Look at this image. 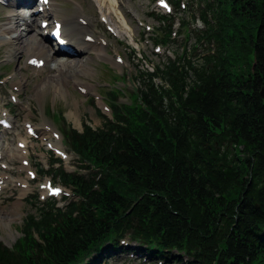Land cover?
<instances>
[{
  "label": "trees",
  "instance_id": "16d2710c",
  "mask_svg": "<svg viewBox=\"0 0 264 264\" xmlns=\"http://www.w3.org/2000/svg\"><path fill=\"white\" fill-rule=\"evenodd\" d=\"M204 1L213 20L204 8L199 39L216 53L161 67L169 87L146 83V108H116L119 123L73 130L102 176H68L83 200L38 204L20 226L26 238L14 250L0 242V264H77L126 233L196 250L202 264H264V0Z\"/></svg>",
  "mask_w": 264,
  "mask_h": 264
},
{
  "label": "rangeland",
  "instance_id": "374dc122",
  "mask_svg": "<svg viewBox=\"0 0 264 264\" xmlns=\"http://www.w3.org/2000/svg\"><path fill=\"white\" fill-rule=\"evenodd\" d=\"M74 1L75 0H59L58 4L60 5L59 7H61L60 14L64 16L71 15L73 12ZM88 1L90 3V9H91V10H88V13L90 15H95L96 11H95L94 3L100 2V1L98 0H88ZM120 1L123 2V5L119 3L120 8L112 10V12L106 9L107 14L110 15L109 18H111L114 22H118V21L123 22V18H122V15L120 14V10L126 14L128 10V11L136 13V15L138 14V16L145 23L152 24L154 26V29L155 27L161 25L157 20L154 19V17H151L148 15V13H154L152 9L153 0H120ZM185 1H188V0H185ZM199 9H200V6L198 7L197 3L190 4L185 9V11H189V12L185 13L183 11L182 14H178L176 16V19H175L176 21L185 20L187 23V26L184 28L180 26L177 29L174 25L173 31H178V34L176 37H173V40H174L173 43L170 44L169 47L166 46L167 48H170L171 50L175 51L176 55H179V54L181 55L184 52V50L187 49L189 51V56L193 60H195V62H197L196 64L201 63V58L203 57V54H206L208 47L215 48V46L210 45V44L209 46L202 44V43L196 44V34L199 32V30H197L198 29L197 24H199V21H200L199 15H198ZM192 12L194 13L193 15H195L193 20L190 17ZM10 13H11V10H7L0 6V24L6 22L5 18ZM127 17L128 19H130L132 31L135 32L134 35H138L137 37H142L141 42L139 44V48L141 49V53L146 56L147 60H149V62L153 61L154 64L168 62L166 54L156 55L153 52L152 47L149 46V44H146L145 40L151 39V37H153V32H146L144 27H141L137 24L136 19L132 15L127 14ZM95 23H96V26L94 27L95 29L98 26L103 27L101 22L97 18L95 19ZM187 32H190V37L188 39H186L185 37L187 35ZM111 44H112V47H111L112 50H115V51L121 50L125 52L128 56L132 52L131 48L127 46V42L121 41L118 43V40L116 38H113L111 41ZM194 45H196V50L194 48ZM4 55H6V50L4 47H0V60H2L5 57ZM132 55L133 56L136 55V58L132 57ZM60 57H63V56H60ZM18 58L15 59L14 61H8V65L6 67L3 66L6 64H1L0 72L6 75L9 72H13V70H18L19 63L21 62L20 61L21 59L19 60ZM131 58L133 62H136V63L140 62V59L136 53L132 52ZM69 60L71 59L69 58ZM89 60H90L89 63L92 68V72H91L92 74L90 73V75H87V74L85 75L83 72H79V73L80 75H83L82 76L83 81L86 82L87 85L94 86L93 90H97L99 89V87L103 85L102 84L103 81L111 80V79H107L108 77L104 73V68L101 64L95 61V59L92 57H90ZM142 63H143V60H142ZM56 65L57 63L55 64V62L51 63L50 67L51 66L52 67L50 69V72L48 71L46 74H44V76L36 80L27 81L28 86L26 87L25 91L22 92L21 94V98L23 101H25V99L32 97L35 93V89H40L42 84H45L47 80H50L51 82L52 77L56 75L57 73V68H55ZM137 69H138L137 67L134 68V73H136ZM68 75L69 73L67 74V76ZM19 76L21 79H23V74L19 73ZM47 76H49V78H47ZM66 83H67V88L69 91L68 98H58L57 92L52 91V90H55L56 88L49 86L50 89L47 90L46 93L40 96V99H41L40 105H37V109L34 108L36 115L31 116V117H35L37 120L41 118L38 114V110H40L43 103L53 106L59 111L67 112V114H70V111L72 110L71 103L75 102L77 105L78 120L77 122H75L72 117L70 119L66 118L67 123H69L71 126H73L74 128L80 131H82L85 122H87V124L91 125L92 127L100 126L103 120L98 117L95 107L90 103V101L86 97H83L76 91L75 87L72 85L71 77H68L66 79ZM157 83L160 84L161 80L158 79ZM17 117H20V116H17ZM21 118L23 119L25 118V116H22ZM47 120L52 122L51 115H49ZM20 131H21L20 129H16L12 134H10V137L12 138L15 137ZM46 149H47L46 147L40 145L36 150L38 152H45ZM37 161H39V159ZM48 162L50 163V158H48ZM68 165L72 169H75V166H73V163H69ZM83 172L89 173V171L85 172L84 170ZM17 202L18 200H15V199L11 200L7 198L5 200L4 196L0 199V239L9 246H12L15 243V241L18 239V237L20 236L19 226L22 224L23 219L25 218L27 213H33L37 207L36 204L34 205L28 204L26 200L21 201L20 203H17ZM15 208L18 209L16 212L13 211ZM109 263L110 264H143L142 261H139L138 259L133 262H125V260L119 259V258H113L109 260Z\"/></svg>",
  "mask_w": 264,
  "mask_h": 264
},
{
  "label": "bare ground",
  "instance_id": "6f19581e",
  "mask_svg": "<svg viewBox=\"0 0 264 264\" xmlns=\"http://www.w3.org/2000/svg\"><path fill=\"white\" fill-rule=\"evenodd\" d=\"M98 1L100 2H96L94 3V5L97 4L100 7L98 9L102 12H106V9L112 12V10L120 8L119 3L123 5V2L120 0L119 2L118 0ZM86 2L89 3L88 0H86ZM53 5L56 6L55 3ZM58 6L60 5L58 4L57 7ZM80 7L82 6H79V9ZM54 9L56 10V8ZM102 15H104V13ZM121 15L123 17L125 25L128 26V17L123 12L121 13ZM22 19L23 18L20 13L11 11V13L5 18L6 22L0 24V47L5 48V57L7 58V60L16 59L17 57H19V55L23 54L24 51H26V53L37 51L40 55L47 56V58L54 60L55 64L57 63L55 67L57 68V73L52 77L51 82L50 80H47L46 83H50L42 86V91L40 93H46V91L50 89L49 86H52L56 88L52 91L57 92L58 98H68L69 91L66 83V79L68 77H71L72 80H77L79 83L86 84L85 86H87V83L83 81V78L81 77L79 72H83L85 75H90V73L92 72V68L89 63L90 56H84L81 58L71 56V60L67 58L68 56L58 57L55 54L48 56L46 54V49L48 48L54 51L55 49L47 43V38L42 35V30L36 23L37 18L31 24L26 23V26H22ZM72 19L70 20V18L68 17L64 19L65 36L71 38L72 40H78V36L84 34L88 27L78 26L73 22ZM68 25H70L71 27L68 28ZM80 48L84 49L85 46H81ZM97 51L105 52L104 48H99L97 49ZM79 53L80 51L78 52V54ZM68 73L69 75L67 76ZM90 88L94 89V86H90ZM71 104L72 110L70 111L68 118L70 119L72 117L74 121L77 122V105L75 102H72ZM20 202L21 201H18L17 203ZM17 210L18 209L15 208L13 211L16 212Z\"/></svg>",
  "mask_w": 264,
  "mask_h": 264
},
{
  "label": "water",
  "instance_id": "95a60500",
  "mask_svg": "<svg viewBox=\"0 0 264 264\" xmlns=\"http://www.w3.org/2000/svg\"><path fill=\"white\" fill-rule=\"evenodd\" d=\"M262 96L264 97V89L262 90Z\"/></svg>",
  "mask_w": 264,
  "mask_h": 264
}]
</instances>
